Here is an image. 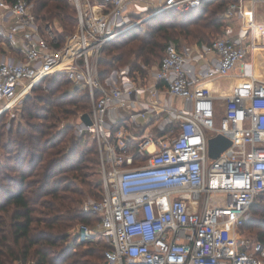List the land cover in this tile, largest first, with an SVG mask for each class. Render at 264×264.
I'll use <instances>...</instances> for the list:
<instances>
[{
    "label": "built area",
    "instance_id": "1",
    "mask_svg": "<svg viewBox=\"0 0 264 264\" xmlns=\"http://www.w3.org/2000/svg\"><path fill=\"white\" fill-rule=\"evenodd\" d=\"M70 2L76 30L63 41L34 2L0 0V111L55 74L86 87L91 123L81 113L76 132L94 143L102 190L83 203L99 220L80 223L73 235L108 243L104 264H264V246L243 229L264 193V79L249 72L228 94L210 87L264 47V23L255 19L264 0L230 2L224 17L240 20L239 31L226 26L202 50L170 41L159 65L115 67L105 76V46L134 17L187 13L203 0ZM219 134L231 145L213 158L209 139Z\"/></svg>",
    "mask_w": 264,
    "mask_h": 264
},
{
    "label": "trees",
    "instance_id": "2",
    "mask_svg": "<svg viewBox=\"0 0 264 264\" xmlns=\"http://www.w3.org/2000/svg\"><path fill=\"white\" fill-rule=\"evenodd\" d=\"M30 1L35 4L37 17L52 23L64 41L66 33L77 24L76 9L70 0ZM230 2L232 1L203 0L200 6L182 16L185 21H191L197 27L195 37L206 41L211 28H222L225 32L229 21L224 15H216L220 12L224 14ZM213 4L215 7L210 9ZM210 10L211 15L204 17ZM167 11L172 15L182 13L175 9ZM137 29H128L117 38L121 41L112 40L105 46L100 62L102 76L115 67L128 64L133 69H141L142 65H150L153 57H160L159 43L154 34H150L152 37L147 36L148 34L142 36L139 43L130 45L138 38ZM168 43L164 45L162 57ZM126 45L129 47L126 48ZM109 48L112 55L107 59L105 53ZM51 79L49 87L53 95L41 100L46 101L47 110L52 112L53 119L61 118L62 113L79 118L81 113L90 111L86 87L71 85V91L56 94L59 87L71 84V81L62 74H55ZM36 86L32 91L38 88ZM28 96L24 100L25 104L30 99V95ZM38 126H33L35 129L32 132L21 130L16 135L17 148L11 151L15 153L13 159L16 161L15 164L6 166V169L17 172L18 175L8 177V184L0 187V200L3 199L0 202V264H26L28 260L31 261L30 264H98L83 258L94 256L99 259L101 254L104 264V252L109 247L108 243L96 239L80 241L73 235L80 223L94 225L99 220L98 214L83 210L86 199L101 197L100 176L98 180L89 178L95 173V167H98V153L95 148L90 149L87 153L93 157H87V154L81 152L84 141L82 137H66L75 125L52 134ZM21 135L27 137H20ZM26 166L30 169L27 170ZM262 196L264 193L258 198ZM257 209L261 216L259 221L248 219L243 229L245 231L246 228L257 227L255 241L264 246V205ZM70 236L73 238L72 243L68 242ZM100 243L103 246L99 248L94 245ZM79 245L88 247L80 253L77 249Z\"/></svg>",
    "mask_w": 264,
    "mask_h": 264
},
{
    "label": "rangeland",
    "instance_id": "3",
    "mask_svg": "<svg viewBox=\"0 0 264 264\" xmlns=\"http://www.w3.org/2000/svg\"><path fill=\"white\" fill-rule=\"evenodd\" d=\"M236 1V0H231ZM215 5H211L210 9H213ZM211 11H208L207 14H205L204 17L207 15H211ZM182 14H186L184 12L182 13H176V15H172L170 11H163L154 15H149L147 13L137 15L134 17L132 20L133 25L129 29L132 28H138L137 32V39L131 42L130 45L135 43H139L141 40L142 36H150V34H154V38L156 41L159 43V48L158 52L160 53V57L155 59V57L152 58L151 64H147V67H153L157 66L160 63V60L162 58V52L164 45L170 41H174L177 43L180 47L188 46L192 47L194 49H199L202 50L205 47H208L212 40L215 38L222 36L224 34L222 28H211L208 30L209 36L207 37L208 39L206 41H200L199 37H195L194 31L197 28L195 25L191 24L192 22L185 21L183 18ZM222 12H220L217 17H223ZM140 21V22H139ZM220 21V20H219ZM139 22V23H137ZM76 30V25L74 28H72L70 31L66 33V36H69L73 34ZM120 36V35H119ZM118 36V37H119ZM116 37L114 39L117 40ZM152 37V36H150ZM117 41H121L120 39ZM116 42V41H115ZM129 47L126 45V48ZM112 55L111 48H109L106 53H105V58H110ZM142 59H140L141 61ZM248 62L250 63L253 60V57L250 55L249 58L247 59ZM139 63V62H138ZM142 63V62H141ZM129 65V64H128ZM257 68L259 70L263 69V66L260 61L257 62ZM261 79H264V76H258ZM52 82L51 77L46 78L43 80L41 83H39L36 87H38L36 90L31 91L28 95H30V99L28 98L26 104H25V99L27 96L24 98V100L16 105H10L7 108H3L0 111V187L6 186L8 184V177H14L17 176V172H13L11 170H7L6 166L13 165L15 164V161L13 159V155L15 153H12L14 149L17 147V140H16V135L22 130H28L29 132H32L33 129H35L33 126L39 125L38 127L42 129H47L48 132L56 133L58 131L62 130H68L69 126L75 125L72 129L68 131L66 134V137L70 136H77L76 132V126L78 123V118L76 115L72 114H65L62 113L61 118L59 119H53L51 116L52 112L47 110L48 107L46 106V98L52 96L51 89L49 87V84ZM72 84L67 83L65 85H62L61 87L56 90V94L65 92L67 93L68 91L72 90ZM33 90V89H32ZM29 97V96H28ZM45 100H41V99ZM41 101H40V100ZM182 106V105H181ZM70 107V106H67ZM222 114V109L219 110L218 116L220 117ZM220 119L216 118V123L219 124ZM36 127V128H38ZM20 137H27V135L23 136L21 135ZM61 145H63L61 143ZM95 148L94 143L91 140L84 139L83 141V148H81V152H83L85 155L87 154V157H93L92 154H89L87 152L90 151V149ZM90 155V156H89ZM95 164V163H94ZM97 166V164H95ZM26 169H30L29 166H26ZM98 167H95L94 171L95 173L93 175H90V179H99V174H98ZM85 171H89L84 169ZM92 173V172H91ZM7 179V180H6ZM3 201V199L0 200V202ZM256 205V207H254ZM255 205L250 209V214H249V220L251 221H259L260 219V212L259 208L260 206L264 205V196L258 198L255 202ZM258 223H256L257 225ZM258 231L257 227H249L246 228L245 235L248 236L252 240H256V232ZM102 241V240H100ZM69 243L73 242L72 236L69 237L68 240ZM103 243V241H102ZM94 244L97 248L99 246H103V244ZM88 246L84 245H79L78 246V251L81 253L84 251ZM84 260L87 261H95L98 264H103V255L101 254V257L95 258L94 256L91 257H85L83 258ZM31 261L28 260L26 264H30ZM14 264H21L20 262H15Z\"/></svg>",
    "mask_w": 264,
    "mask_h": 264
},
{
    "label": "crops",
    "instance_id": "4",
    "mask_svg": "<svg viewBox=\"0 0 264 264\" xmlns=\"http://www.w3.org/2000/svg\"><path fill=\"white\" fill-rule=\"evenodd\" d=\"M247 7L250 8L251 2L247 1L246 3ZM255 19L256 22L258 23V25H263L264 23V2H258L257 4H255ZM229 23L227 24L230 26L234 27V32L237 33L239 31L240 28V24L241 21L240 20H228ZM255 34L258 37L260 35V30L256 29L255 30ZM264 52V47L258 46L255 50V54L253 57V62L251 63L252 66L255 68V71H257V73H255V75L258 76H264V67L262 70H259L257 68V62L259 61V54ZM155 67V66H153ZM150 67V68H153ZM149 68V67H148ZM149 68V69H150ZM254 70V69H253ZM240 69L239 67L237 69L234 70V72H232V74L230 75V77L222 80V81H216L214 83H212V89L215 90L216 92H220V93H229L232 89V87L236 84V83H241L240 78H238L237 76L240 75ZM243 80V79H242ZM169 96L166 94H162L160 96V98L162 100H166V98H168ZM170 100H172V102L174 104H176L177 106H181V105H185L184 100L178 98V97H169Z\"/></svg>",
    "mask_w": 264,
    "mask_h": 264
},
{
    "label": "water",
    "instance_id": "5",
    "mask_svg": "<svg viewBox=\"0 0 264 264\" xmlns=\"http://www.w3.org/2000/svg\"><path fill=\"white\" fill-rule=\"evenodd\" d=\"M81 118L84 122L88 124L91 123L90 115L88 113H84ZM230 145L231 140L222 134L212 137L209 139V155L213 158H217L220 153L227 149Z\"/></svg>",
    "mask_w": 264,
    "mask_h": 264
},
{
    "label": "bare ground",
    "instance_id": "6",
    "mask_svg": "<svg viewBox=\"0 0 264 264\" xmlns=\"http://www.w3.org/2000/svg\"><path fill=\"white\" fill-rule=\"evenodd\" d=\"M258 58H259V61L262 64V66L264 67V52L260 53ZM238 67H239L241 73L237 77L240 78L241 83L247 81V79H246L247 77L246 76L249 75V72L252 75H255V73H257V71H255V68L250 63H242L240 65H237V67L235 69H237ZM210 87L212 89V86H210Z\"/></svg>",
    "mask_w": 264,
    "mask_h": 264
}]
</instances>
